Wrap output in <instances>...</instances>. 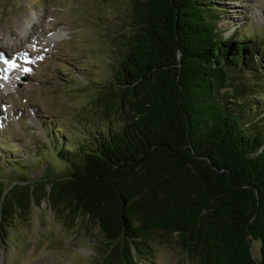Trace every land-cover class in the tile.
I'll return each instance as SVG.
<instances>
[{
	"label": "trees",
	"instance_id": "trees-1",
	"mask_svg": "<svg viewBox=\"0 0 264 264\" xmlns=\"http://www.w3.org/2000/svg\"><path fill=\"white\" fill-rule=\"evenodd\" d=\"M214 2L126 0L114 78L94 98L104 123L87 143L73 131L79 145L62 148L67 135L50 134L46 148L65 171L0 181L3 244L45 201L66 226L98 228L102 264H143L155 233L192 264H264V124L243 100L264 77L231 74L264 46L255 34L224 37Z\"/></svg>",
	"mask_w": 264,
	"mask_h": 264
},
{
	"label": "rangeland",
	"instance_id": "rangeland-1",
	"mask_svg": "<svg viewBox=\"0 0 264 264\" xmlns=\"http://www.w3.org/2000/svg\"><path fill=\"white\" fill-rule=\"evenodd\" d=\"M213 1L224 10L217 24L224 37L235 31L246 33V38L255 34L264 46V0ZM125 3L126 0H0V55L22 48L24 39L18 31V19L25 18L29 23L31 19L37 31L60 30L55 33L56 40L50 39L49 53L38 64L18 73L0 62L3 185L16 177L37 180L48 171H65V164L46 148L54 130L57 135H67L60 143L62 148L64 144L72 145V141L79 145L81 139H74L84 130L88 139L84 138L83 143L88 142L92 131H97L103 115L94 98L114 78L110 61L114 62L120 52L117 19ZM254 57V66L243 65L231 72L234 80L254 81L256 74L264 77V54ZM261 85L251 86L243 100L256 103L254 111L264 124V83ZM73 131L80 134L75 136ZM54 142L59 144L55 138ZM3 238L0 264H102L95 260L104 239L98 228L83 221L66 226L45 201L32 204ZM148 242L143 264H192L172 237L155 233ZM251 245L252 254L259 257V242Z\"/></svg>",
	"mask_w": 264,
	"mask_h": 264
},
{
	"label": "snow or ice",
	"instance_id": "snow-or-ice-1",
	"mask_svg": "<svg viewBox=\"0 0 264 264\" xmlns=\"http://www.w3.org/2000/svg\"><path fill=\"white\" fill-rule=\"evenodd\" d=\"M2 59H3V57L0 56V60H2ZM4 62L8 64L9 68H14V67H16V65H15L14 63H11V62H9V61H4ZM25 71H28V69H25Z\"/></svg>",
	"mask_w": 264,
	"mask_h": 264
},
{
	"label": "bare ground",
	"instance_id": "bare-ground-1",
	"mask_svg": "<svg viewBox=\"0 0 264 264\" xmlns=\"http://www.w3.org/2000/svg\"><path fill=\"white\" fill-rule=\"evenodd\" d=\"M26 23H29V21H26ZM17 24L19 25V27H21V28H24V26H25V23H24V21L23 20H21V19H18V21H17Z\"/></svg>",
	"mask_w": 264,
	"mask_h": 264
},
{
	"label": "water",
	"instance_id": "water-1",
	"mask_svg": "<svg viewBox=\"0 0 264 264\" xmlns=\"http://www.w3.org/2000/svg\"><path fill=\"white\" fill-rule=\"evenodd\" d=\"M248 247H249L250 250H252V245H251L250 241H248ZM252 256L255 257L254 255H252Z\"/></svg>",
	"mask_w": 264,
	"mask_h": 264
}]
</instances>
